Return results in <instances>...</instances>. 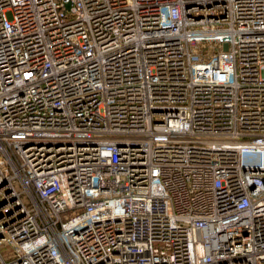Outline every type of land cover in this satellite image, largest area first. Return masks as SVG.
I'll list each match as a JSON object with an SVG mask.
<instances>
[{"label":"built area","instance_id":"2783aa9c","mask_svg":"<svg viewBox=\"0 0 264 264\" xmlns=\"http://www.w3.org/2000/svg\"><path fill=\"white\" fill-rule=\"evenodd\" d=\"M0 264H264V0H0Z\"/></svg>","mask_w":264,"mask_h":264}]
</instances>
